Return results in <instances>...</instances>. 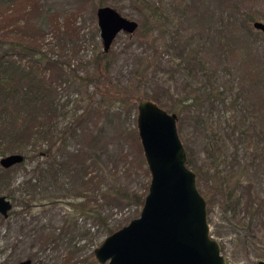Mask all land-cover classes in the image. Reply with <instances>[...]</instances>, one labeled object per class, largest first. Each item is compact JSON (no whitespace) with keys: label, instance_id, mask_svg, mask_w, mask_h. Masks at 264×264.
I'll use <instances>...</instances> for the list:
<instances>
[{"label":"rangeland","instance_id":"1","mask_svg":"<svg viewBox=\"0 0 264 264\" xmlns=\"http://www.w3.org/2000/svg\"><path fill=\"white\" fill-rule=\"evenodd\" d=\"M33 1L26 21L40 38L37 51L49 61L42 66L45 75H51L59 86L56 96L61 108L55 123L63 130L76 128L77 136L68 142L67 152L72 156L67 161L72 168L60 173L58 184L47 172L41 176L53 160L38 154L31 153L11 170L14 208L7 219L0 216V264L24 260L32 264H99L94 250L107 237L104 227L89 217L74 221L68 205L83 188L91 186L83 184L79 170L73 173L80 156L87 160L88 175L94 168L91 173L96 182L120 184L139 195L150 185L151 175L137 129L139 102L120 107L114 102L123 94L110 95L87 110L88 96L95 92L97 83L80 87L72 79L74 74H85L93 55L103 51L97 20V10L102 6H111L139 24L135 34L121 33L113 42L109 80L128 87L132 95L145 98L149 94L165 110L184 94L185 84L191 81L224 87L228 102L239 105L238 111L229 112L241 121L235 133L229 132L225 123L223 105H216L211 112L206 107L222 140L225 174L238 153L240 160L234 171L244 176L236 214L225 212L220 197L213 198L207 208L208 222L228 264L264 261V34L253 27L256 21L264 23V0ZM148 8L157 10L158 21L151 19ZM69 18L74 41L59 43L57 28ZM189 55L205 64L212 77L205 75L195 60L192 67L197 71L189 75L184 63ZM147 59L155 60L153 68L137 76L140 61ZM75 115L83 118L76 121ZM182 117V125L178 123L180 137L205 171L209 162L203 131L192 122L190 114ZM200 190L207 192L203 183ZM77 202L82 201L78 198ZM105 211L115 229L128 225L141 213L140 207L122 200L111 201Z\"/></svg>","mask_w":264,"mask_h":264},{"label":"trees","instance_id":"2","mask_svg":"<svg viewBox=\"0 0 264 264\" xmlns=\"http://www.w3.org/2000/svg\"><path fill=\"white\" fill-rule=\"evenodd\" d=\"M33 3V0H0V159L9 153L22 154L24 162L31 153L38 154L39 157L46 160L50 158L53 162L42 171L41 176L47 172L58 184L60 173L72 168V164L67 161L72 154L67 152V149L69 140L76 137L77 132L76 128L71 126L65 130L59 129L58 124L55 123L61 108L60 100L56 96L59 86L56 80L51 78V75L49 77L45 75L42 66L49 61L41 51H37L40 38L35 33L33 26L26 21ZM149 13L151 19L158 21L159 13L155 8L150 9ZM72 26V19L69 18L57 28L56 39L59 43L74 41ZM77 35L79 36V34ZM194 60L200 66L201 71L211 78V72L207 66L194 55H189L184 60L189 69V75L194 76L197 71H194L192 67ZM154 61V59L141 60L135 74L137 76L144 75L153 68ZM181 65L179 64V66ZM112 66L113 58L110 52H97L90 59L89 70L85 74L82 76L74 74L72 79L80 87H88L92 82L97 83L95 92L88 96L87 110L102 104L105 101L103 97L111 98L110 95H124L114 102L120 107L145 99L156 102V98L149 94L145 98L132 95L128 87L123 88L109 80L108 75ZM183 91L184 94L174 100L167 107V111L177 115L178 123L181 125L184 120L182 116L190 114L192 122L203 131L205 136L206 160L209 162V166L205 167L204 171V167L198 165L193 154L184 145L188 156V167L197 174L199 190L201 183L205 186L207 192L204 193L202 190L200 192L205 197L207 204H210L213 198L220 197L225 212L236 214V209L241 204L238 190L244 181L242 173L237 175L234 171L240 157L238 153H235V161L229 162V172L225 174L223 167L226 162L222 155V140L219 137V132L214 130L212 117L210 118L206 114V107L209 106L211 112L217 108L216 105H223L225 107L223 112L225 123L228 125L229 132L235 133L236 128L241 125V121L237 115L231 114L230 116L229 112L238 111L239 105L233 101L228 102V90L214 85L212 82L193 84L191 81L185 84ZM97 96L101 98L93 100ZM108 103L112 104V102ZM82 118L83 116L75 115L74 119L80 121ZM220 120H223V116L220 117ZM178 129L180 134V127ZM60 158L64 161L60 162ZM96 164L98 165L97 161ZM74 165L76 169H73V173L76 175L79 170L80 180L84 182L83 184L91 185V188H83L80 196H75V199L68 203L72 208L71 219L73 218L74 221H78L77 219L80 217H89L103 226L106 236H108L120 229L113 228L106 219L105 210L111 201H130L142 209L149 187L144 194L139 195L127 191L120 184L111 185L104 184L102 181L96 182V177H93L91 173L94 168L88 175L87 160L83 155L76 160ZM240 168L242 171L245 169L244 166H240ZM12 169H4L0 166V196H6L11 202L15 199V193L10 188ZM27 184L30 186L31 181ZM78 198L82 201L81 203L77 202Z\"/></svg>","mask_w":264,"mask_h":264},{"label":"water","instance_id":"3","mask_svg":"<svg viewBox=\"0 0 264 264\" xmlns=\"http://www.w3.org/2000/svg\"><path fill=\"white\" fill-rule=\"evenodd\" d=\"M103 51L110 52L121 33L133 35L139 24L111 6L97 10ZM264 34V23H253ZM137 129L151 175L140 216L107 236L94 250L99 264H228L221 244L211 235L208 204L188 167L178 116L152 100L138 104ZM24 162L22 154L0 159L10 169ZM14 206L0 196V216L7 219ZM16 264H32L24 260ZM258 264H264L260 261Z\"/></svg>","mask_w":264,"mask_h":264},{"label":"flooded vegetation","instance_id":"4","mask_svg":"<svg viewBox=\"0 0 264 264\" xmlns=\"http://www.w3.org/2000/svg\"><path fill=\"white\" fill-rule=\"evenodd\" d=\"M259 262H260V261H259ZM259 262H258V263H259ZM258 263H257V264H258Z\"/></svg>","mask_w":264,"mask_h":264}]
</instances>
